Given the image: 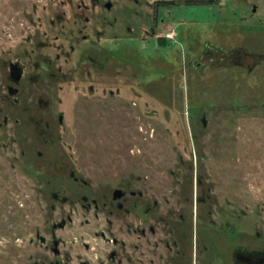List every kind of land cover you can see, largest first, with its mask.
<instances>
[{"label": "rangeland", "instance_id": "1", "mask_svg": "<svg viewBox=\"0 0 264 264\" xmlns=\"http://www.w3.org/2000/svg\"><path fill=\"white\" fill-rule=\"evenodd\" d=\"M0 68V264H171L180 214L202 263L264 246V0H0Z\"/></svg>", "mask_w": 264, "mask_h": 264}, {"label": "flooded vegetation", "instance_id": "2", "mask_svg": "<svg viewBox=\"0 0 264 264\" xmlns=\"http://www.w3.org/2000/svg\"><path fill=\"white\" fill-rule=\"evenodd\" d=\"M83 40L87 41L86 35L83 36ZM78 42L79 41H77V43ZM74 48L75 46H72V49ZM113 50L115 49L111 48V49L104 50V52H106L104 56L105 59L102 56L88 55L86 58V61L87 63H89L90 69H91L90 71H88V73L91 74V72H94L95 70L104 71L105 69H107V66L109 65L111 68H115L113 70H116L117 72L122 71L123 78H125L124 77L125 75L123 72L124 66L118 63L116 55H115L117 53ZM101 59H104L105 61ZM104 62H106L107 64ZM23 74H24V70L18 64L10 65V73H9L8 79L11 82V84H6L5 86L3 85V87H6V90L9 93V95L16 96L20 93V89L18 88V85L21 84ZM63 78L66 79L67 74H64ZM1 84H2V77H1V72H0V89L2 87ZM13 84L16 86H13ZM91 90H93V86L91 87ZM17 101L18 99H16V102ZM40 117H42V115L39 116L35 120V116H32L29 120L31 121V123H33L34 125L33 130L38 134V136L44 142H49V138H51L50 140H53V136H54L53 130L51 128V124L48 121L44 123L42 121L43 119ZM58 120L60 123H62L63 117L60 116ZM74 180L77 181V178H74ZM124 197H125V193L121 199H123ZM54 199L67 202L66 198L61 199L59 195H54ZM121 199H115V202H116V206L118 207V209L123 210L124 205L121 202ZM126 212L128 213V211ZM145 212L148 213L149 210H146ZM179 216H180L179 218H175V219L174 218H170V219L163 218L159 220V223L166 222L170 226L169 234L171 236L172 242L170 241V243L168 244L167 250L171 251L170 253L171 264H197V262L201 264H205L204 261L202 263L201 259L198 260L200 256L203 259H206L207 257H206L205 252L208 254V251H209V246L207 245L209 242L208 241L209 235H207V232L204 230L205 227L202 226L199 232L196 229L197 230L196 232L194 229V222L192 218H188L183 214H180ZM144 221L145 220H143L142 223H144ZM151 230L154 234H156V230H154L153 228ZM141 233L145 235L146 233L145 229H142ZM53 243H54L53 244L54 247L52 251L54 255L59 256L60 255L59 243L58 242H53ZM112 244H113V247L116 248L118 246V241L115 239H112ZM222 244H224V242L219 244L220 246L219 255L222 258L221 260L222 264H225L224 263L225 262L224 260L225 259V256H224L225 248L223 247ZM122 245H123V248H125L124 242H122ZM230 255L233 259V264H264V246L254 247L251 249L244 247V246H235L234 248H232V250H230ZM109 261L111 264H124V262L126 261V263L128 264L129 258L128 257L120 258L119 260L118 252L112 249L109 254ZM50 264H61V261L59 260H56L54 262L51 261Z\"/></svg>", "mask_w": 264, "mask_h": 264}, {"label": "water", "instance_id": "3", "mask_svg": "<svg viewBox=\"0 0 264 264\" xmlns=\"http://www.w3.org/2000/svg\"><path fill=\"white\" fill-rule=\"evenodd\" d=\"M109 6V5H108ZM110 7V6H109ZM124 196V192L122 190H116L114 192L115 199H121Z\"/></svg>", "mask_w": 264, "mask_h": 264}, {"label": "built area", "instance_id": "4", "mask_svg": "<svg viewBox=\"0 0 264 264\" xmlns=\"http://www.w3.org/2000/svg\"><path fill=\"white\" fill-rule=\"evenodd\" d=\"M177 36L176 32L170 33V34H166L164 36L165 39H169V40H175V37Z\"/></svg>", "mask_w": 264, "mask_h": 264}, {"label": "trees", "instance_id": "5", "mask_svg": "<svg viewBox=\"0 0 264 264\" xmlns=\"http://www.w3.org/2000/svg\"><path fill=\"white\" fill-rule=\"evenodd\" d=\"M162 39H164V40H165V38H162Z\"/></svg>", "mask_w": 264, "mask_h": 264}]
</instances>
